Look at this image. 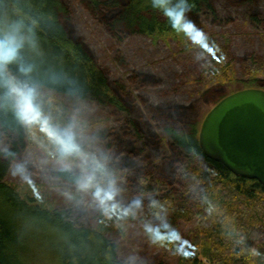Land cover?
<instances>
[{
  "label": "trees",
  "instance_id": "16d2710c",
  "mask_svg": "<svg viewBox=\"0 0 264 264\" xmlns=\"http://www.w3.org/2000/svg\"><path fill=\"white\" fill-rule=\"evenodd\" d=\"M74 1L120 42L133 35L176 32L153 0ZM177 2L169 0L168 6ZM187 4L186 18L192 23L223 27L246 17L254 30L264 31V0ZM71 20L66 0H0V33L18 26L25 37L15 58L0 64V264H34L48 256L53 264H128L119 259L108 235H120L129 225L139 227L159 252L154 264H264L262 186L233 176L203 154L196 106H152L145 98H132L123 81L110 80ZM207 40L212 54L198 49L204 56L198 70L203 97L214 95L208 84L238 82L230 56L215 40ZM246 66L252 78L241 84L264 90V81L256 80L259 65ZM127 80L138 88L158 82L141 71ZM13 89L21 95L27 90L32 101L23 119ZM62 100L74 107L96 105L108 115L95 136L110 156L94 158L67 137L68 109ZM49 133L57 139L50 141ZM62 140L75 151L62 154ZM30 146L55 163L88 161L84 170L96 194L116 190L117 178L125 175L129 200L100 207L90 219L82 204L44 209L21 199L6 179ZM55 178L69 186L79 183V175L68 171ZM182 226L190 228L186 237Z\"/></svg>",
  "mask_w": 264,
  "mask_h": 264
},
{
  "label": "rangeland",
  "instance_id": "374dc122",
  "mask_svg": "<svg viewBox=\"0 0 264 264\" xmlns=\"http://www.w3.org/2000/svg\"><path fill=\"white\" fill-rule=\"evenodd\" d=\"M66 1L71 10L72 27L81 32L86 47L110 80L123 81L132 98H145L152 106L169 102L196 106L200 126L205 116L222 98L243 90L255 89L241 84L244 78L250 81L252 78L250 74H246V65L253 67L257 63L260 74L256 80L264 81V31L254 30L246 17L237 18L223 27L200 21L193 23L206 34L207 39L215 40L230 56L238 81L224 86L208 84L209 89L215 90L214 95L203 97L198 70L204 56L198 53L200 46L190 42L182 33L133 35L120 42L111 37L79 3L74 0ZM138 71L156 76L157 84L146 85L144 88L134 86L127 78ZM63 102L68 109L67 137L87 147L94 158L110 156L95 136L108 122V115L96 105L74 107ZM19 109L21 111V106ZM88 165L86 160L72 165L55 163L38 148L30 146L24 151L20 161L11 167L6 183L21 199H30L34 205L44 209L82 204L90 219L100 207L129 200L125 175L117 178L116 190L108 195L96 194L89 174L84 170ZM60 171L78 174L79 183L69 186L60 182L55 178V174ZM86 180L88 187L82 188L81 185ZM189 230V227L182 226V237H186ZM122 231L124 232L117 236L108 235L119 249L120 260L128 264L157 263L159 252L146 242L139 227L129 225ZM35 260L34 264H53L50 256Z\"/></svg>",
  "mask_w": 264,
  "mask_h": 264
},
{
  "label": "water",
  "instance_id": "95a60500",
  "mask_svg": "<svg viewBox=\"0 0 264 264\" xmlns=\"http://www.w3.org/2000/svg\"><path fill=\"white\" fill-rule=\"evenodd\" d=\"M199 146L233 176L264 189V90L247 89L221 100L202 121Z\"/></svg>",
  "mask_w": 264,
  "mask_h": 264
},
{
  "label": "clouds",
  "instance_id": "9594fccd",
  "mask_svg": "<svg viewBox=\"0 0 264 264\" xmlns=\"http://www.w3.org/2000/svg\"><path fill=\"white\" fill-rule=\"evenodd\" d=\"M169 0H153V6L160 8L164 11L165 16L169 19L172 28L177 33H182L190 42L199 45L201 48L207 50L211 55L213 52L212 47L208 44L206 34L199 28L196 27L190 20L186 18V13L190 10L187 4V0H178L173 6L169 7ZM25 37L19 35V27H15L12 32L0 33V64H6L15 58L19 49L23 46ZM18 96H20L21 118H25L29 112L28 105L32 104L30 98H27L25 94L21 95L20 90L13 89ZM34 107V105H33ZM34 115V113H33ZM50 141L57 139L51 133L47 137ZM62 154H71L75 151L70 141L62 140L59 141ZM82 188L88 187V181L81 185ZM146 233L151 232L150 228L145 229Z\"/></svg>",
  "mask_w": 264,
  "mask_h": 264
}]
</instances>
